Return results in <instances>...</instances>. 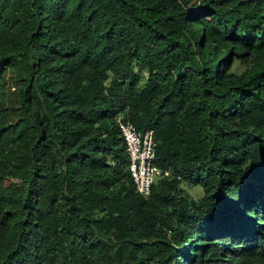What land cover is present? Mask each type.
I'll use <instances>...</instances> for the list:
<instances>
[{
    "label": "trees",
    "instance_id": "obj_1",
    "mask_svg": "<svg viewBox=\"0 0 264 264\" xmlns=\"http://www.w3.org/2000/svg\"><path fill=\"white\" fill-rule=\"evenodd\" d=\"M0 264H264V0H0Z\"/></svg>",
    "mask_w": 264,
    "mask_h": 264
},
{
    "label": "built area",
    "instance_id": "obj_2",
    "mask_svg": "<svg viewBox=\"0 0 264 264\" xmlns=\"http://www.w3.org/2000/svg\"><path fill=\"white\" fill-rule=\"evenodd\" d=\"M118 129L125 141L126 152L129 158V173L136 192L149 198L154 183L169 172H162L156 165L157 142L153 131L139 132L129 121L121 117L117 119Z\"/></svg>",
    "mask_w": 264,
    "mask_h": 264
},
{
    "label": "rangeland",
    "instance_id": "obj_3",
    "mask_svg": "<svg viewBox=\"0 0 264 264\" xmlns=\"http://www.w3.org/2000/svg\"><path fill=\"white\" fill-rule=\"evenodd\" d=\"M235 66L237 67L238 65H235ZM242 68L243 67H239L237 69H242ZM183 188L186 190V194L193 199L198 200L202 197V190L198 187L186 188L185 186H183Z\"/></svg>",
    "mask_w": 264,
    "mask_h": 264
}]
</instances>
